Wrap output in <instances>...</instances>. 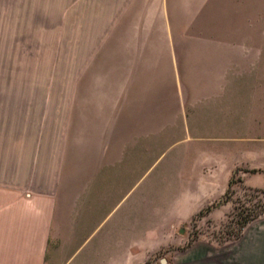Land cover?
<instances>
[{
	"label": "crops",
	"instance_id": "obj_1",
	"mask_svg": "<svg viewBox=\"0 0 264 264\" xmlns=\"http://www.w3.org/2000/svg\"><path fill=\"white\" fill-rule=\"evenodd\" d=\"M209 1L71 0L64 59L3 89L0 264H136L139 196L152 214L170 127L180 143L224 140L189 127L233 124L226 95L256 91L264 38L214 32ZM188 206L178 220L228 211ZM217 253L200 264H264V248Z\"/></svg>",
	"mask_w": 264,
	"mask_h": 264
},
{
	"label": "rangeland",
	"instance_id": "obj_2",
	"mask_svg": "<svg viewBox=\"0 0 264 264\" xmlns=\"http://www.w3.org/2000/svg\"><path fill=\"white\" fill-rule=\"evenodd\" d=\"M70 6L71 0H0V132L3 89L18 84V71L40 69L42 58L64 59L73 36L66 28ZM208 8L219 20L214 32H222L225 21L230 36L264 38V0H210ZM256 65L258 77L247 79L256 91L226 95L227 111L234 114L226 121L233 124L189 127L195 136L224 140L180 143L181 127H170L168 164L155 173L148 197L152 214H141L146 200L139 196L136 264H200L220 258L219 251L264 248V56ZM249 179L258 186L247 187ZM201 201L218 209L227 205L228 211L218 220L200 217L209 208L202 206L178 220L184 207Z\"/></svg>",
	"mask_w": 264,
	"mask_h": 264
},
{
	"label": "water",
	"instance_id": "obj_3",
	"mask_svg": "<svg viewBox=\"0 0 264 264\" xmlns=\"http://www.w3.org/2000/svg\"><path fill=\"white\" fill-rule=\"evenodd\" d=\"M161 261H164L163 259Z\"/></svg>",
	"mask_w": 264,
	"mask_h": 264
}]
</instances>
